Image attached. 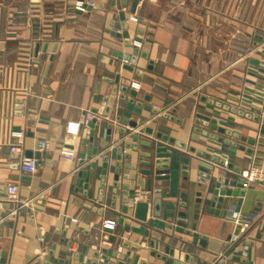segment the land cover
Segmentation results:
<instances>
[{
  "label": "crops",
  "instance_id": "obj_1",
  "mask_svg": "<svg viewBox=\"0 0 264 264\" xmlns=\"http://www.w3.org/2000/svg\"><path fill=\"white\" fill-rule=\"evenodd\" d=\"M122 1L100 0L86 14H74L65 0H0V261L5 258V264H109L118 258L103 260L101 249L108 248L111 254L122 243H128L138 248V252L131 253V258L140 256L138 264H168L149 255V242L154 239L156 251L164 254L166 247H173L174 260L181 263L187 255L193 258L191 264H264V200L238 236L234 235L236 224L228 219L226 209L212 215L210 207H202L200 218H193L196 194L206 192V187H198L200 167L209 170L208 181L212 176L223 175L242 182L240 172L249 168L253 156L261 151L262 144L256 140L259 122L202 98L260 116L261 111L253 106L261 108L256 100L263 98L257 91H263L260 85H264V77L258 75L264 66V0H138L134 13L131 9L135 0H128L125 7ZM120 12L126 14L130 44L117 36L121 32ZM136 37L142 39L139 47L134 42ZM136 49V62H127L125 57L132 56ZM124 65L133 66L134 70H126ZM117 78L119 91L110 116L106 117L104 112ZM133 82L139 83L140 88L134 89ZM123 87L136 91L137 96L129 91L123 93ZM213 116L229 118L235 128L213 122ZM117 117L135 122L137 127L124 126L116 122ZM93 118L98 122L89 157V123ZM198 119L239 134L240 139H235L215 133L238 147L195 133L197 128L207 130L197 123ZM244 120L258 126L243 127L240 122ZM109 123L113 124V132L107 147L105 130ZM121 128L126 130L123 136ZM148 128L152 134L146 133ZM14 132L24 134L22 154L10 149L17 143L12 137ZM158 133L183 142L186 147L158 139ZM134 135L139 136V142L153 141L154 147L165 146L172 154L170 180H153L152 190L145 192L137 188L131 193L120 188L116 208L112 209L117 148L132 142ZM250 139L255 144H250ZM42 142L47 148L41 149ZM241 146L246 149L241 150ZM198 150L223 159L240 171L207 160L197 154ZM140 152L152 149L139 145L136 153L124 148V153L133 154V159H124L123 163L144 168L139 162L147 159L140 157ZM106 155L110 160L104 201L100 203ZM22 158L37 160L34 173L20 170ZM88 165L89 182L79 185L78 174ZM184 166L189 167L188 181L183 175ZM122 174L137 171L122 169ZM142 178L152 179L153 175ZM10 184H17L20 199L30 202L13 216L10 210L14 205L7 202ZM122 184L132 186L135 182L121 179ZM252 188L264 191V187ZM123 196L148 203L146 223L136 219L135 208L127 214L121 212ZM157 199L162 201L164 214L159 219L153 217V201ZM169 202L175 205L168 206ZM181 202L188 203V208L181 207ZM168 210H174L175 215L167 216ZM178 212L188 213L187 229L196 223L201 237L159 225L160 220H165L175 226L180 220ZM127 220L140 232L125 231ZM106 221L117 224L114 244L108 242L110 235L104 231ZM146 229L150 230V237H145ZM239 250L246 256L237 254Z\"/></svg>",
  "mask_w": 264,
  "mask_h": 264
},
{
  "label": "water",
  "instance_id": "obj_2",
  "mask_svg": "<svg viewBox=\"0 0 264 264\" xmlns=\"http://www.w3.org/2000/svg\"><path fill=\"white\" fill-rule=\"evenodd\" d=\"M128 4V0L122 1V6L125 7ZM138 4V0H135L131 9V12H135V8ZM119 19L121 20V32H117V36L124 38L126 44H130V35L128 32V26L126 21V14L124 12L119 13ZM135 43H141L142 39L139 37L134 38ZM138 56V49L135 50L134 54L132 56H126L125 60L127 62L135 63ZM143 57H147L146 54H142ZM264 64V62H262ZM124 69L133 71V66L130 65H124ZM112 82V80H110ZM260 87H264V85H260ZM123 93H127L129 90L127 87H123L120 89ZM249 90L253 91L249 88ZM119 91L118 87V78L115 80V86L113 87L111 94L108 99V105L105 109L104 116L108 117L110 116L112 106L115 102L116 95ZM132 96H137V92L134 90L129 91ZM259 95H263L261 91H257ZM126 96H121V99H125ZM204 101H207L211 105H215L219 108H223L226 111H229L233 114H237L241 117H245L247 119H252L255 122H260V117L258 116H252L249 113L244 112L243 110H239L236 106H230V105H224L219 101H215L214 99H207L206 97L202 98ZM234 102H238L239 100L236 98H231ZM134 100H131L133 102ZM258 103L261 104L260 100H256ZM245 106L252 107L250 103L243 102ZM258 111H261V108L259 106H253ZM145 110H153L154 113H159V110L152 109L151 107H145ZM164 117H169L168 114H164ZM171 120H175L173 117H170ZM98 120L97 118H93L91 122L89 123V127L91 128L90 131V152L89 157L92 156V146H93V140H94V133H95V127ZM116 122L122 123L124 126H130L132 128H136L137 124L135 122H130L128 120H122L120 117L116 118ZM177 122H180V120H177ZM198 124H202L207 130H202L201 128L195 129V133L201 134L205 137H208L212 140H217L220 143H224L228 146H233L234 148L238 147V144L235 142H231L229 139H225L222 136H217L215 133L225 134L227 136H233L235 139H240L239 134L233 133L231 130H226L222 127H219L217 124H213L210 121H202L201 119L197 120ZM211 130L212 132H209ZM113 132V124H107L106 130H105V140H106V146H110L111 137ZM126 133V130L124 128L120 129V135L123 136ZM146 133L152 134L153 130L151 128H148L146 130ZM158 139H162L164 141H168L172 144H176L177 146H180L182 148L186 147V144L183 142L176 141L174 138L169 137L167 135H162L161 133L157 134ZM250 144H255V140L250 139ZM139 145L147 148L152 149V152H140L139 156L142 158H145L147 160H142L139 162V165L144 168H138V164H124V159H133V154L124 153V148H129L133 152L139 151ZM246 149L244 146H241V150ZM192 151L194 152L195 149L192 148ZM251 152L252 150H248ZM197 154L204 156L207 160H211L214 163L220 164L221 166H226L228 169H234L236 171H240V168L234 167L232 164H227L225 160L220 159L216 156H212L208 153L203 152L202 150H198ZM172 154L167 152V148L165 146L161 147H154L153 141H141L139 142V136L134 135L132 136V142H128L125 144H121L117 148V155H116V162H115V174H114V182H113V189H112V203L111 208H116V201L118 198L119 190L128 191L131 193H134L137 188H140L142 192L145 191H151L152 190V183L154 181H169L170 180V162H171ZM103 170H102V178H101V191H100V197L99 202L102 203L104 201V191L106 187V178L108 173V162L110 160V156L106 155L103 158ZM91 169V166L88 165L86 167V170L79 172V185H82L84 182L88 184L90 175L89 171ZM122 169L128 170V171H137V174H122ZM189 167L184 166L183 168V175L185 177V180H189ZM199 184L198 187L200 189H204L206 187V192L203 193L202 191L197 192L196 199H195V211H194V219L198 220L200 218V214L203 209L209 208V213L212 215H219L221 210L226 209L229 213L228 219L231 222H234L236 224L234 235L238 236L240 234L241 228L243 224H247L249 220H251V215L253 213H256L260 210L263 200H264V191L263 190H257L253 188H246L245 185L242 182H237V180L232 179L230 177H225L223 175H219L216 178L212 176L210 181H208L209 178V170L205 167L199 168ZM151 179H143L142 176H152ZM214 175V173H213ZM124 181H134L135 185H128V184H122L120 185V180ZM88 185H85V188H87ZM162 190H154V193H160ZM211 195V197H210ZM182 196L188 197L187 193H183ZM122 202L124 206L121 209V212L123 214H127L130 208H135V217L136 219L146 223L147 220V211H148V203L146 202H136L134 197L130 196H123ZM174 202H169L168 206H174ZM180 206L183 208H188V203L181 202ZM163 211H162V201L157 199L153 201V217L155 218H161L163 217ZM167 216H174L175 211L174 210H168L166 212ZM177 216L180 218L175 223V226L172 222H166L165 220H160L159 225L166 227V228H175V231L184 234L187 236H194V237H201L200 234L196 232L197 224L194 223L192 225L191 229H187V223L185 222L188 218L187 212H178ZM120 217L116 219V222H119ZM125 231H132L134 233H139L140 229L138 227H131V221L127 220L126 226L124 228ZM104 231L108 233L110 236L108 238V242L114 244L117 241V236L113 234V230L110 228H104ZM145 237H150V230L146 229L144 232ZM70 242L68 244V247H71ZM149 247L151 248V251L149 252V255L156 258L157 260L164 261L168 264H191L193 263V258H190L189 256H185L184 263L179 262L178 260H174V256L176 253V249L173 247H166L164 254L158 252L155 250L156 248V240L151 239L149 242ZM124 249H128L125 254H123ZM246 249V248H245ZM67 248L64 249L66 251ZM102 256L101 258L105 261H109L111 258H118V261L116 263H109V264H138V261L140 259L139 255H135L133 258H131L132 252H138V248L136 246H131L128 243H122L117 249L113 250L110 254V251L108 248H102L101 249ZM237 254L246 256V252H242L239 250ZM99 253H96L95 256L98 257ZM78 259V257H76ZM237 261H240L238 257L234 258ZM68 260V258L66 259ZM61 263L64 262V260H60ZM242 263H244V260H242ZM0 264H5V258H2L0 261ZM88 264H98L96 262H88ZM147 264V263H142ZM224 264V261L221 263Z\"/></svg>",
  "mask_w": 264,
  "mask_h": 264
},
{
  "label": "built area",
  "instance_id": "obj_3",
  "mask_svg": "<svg viewBox=\"0 0 264 264\" xmlns=\"http://www.w3.org/2000/svg\"><path fill=\"white\" fill-rule=\"evenodd\" d=\"M69 9L74 14H86L90 9L96 8L100 0H65ZM132 21H137L135 18H131ZM137 47L140 46V43H135ZM264 72V69H262ZM132 87L134 89H139L140 84L133 82ZM262 97L264 98V87ZM261 114H260V125L257 131L256 140L259 142L263 139V144L261 146V151L259 154H256L252 158L251 166L247 169H244L240 172L242 183L246 188H252V186L264 187V135L262 136V130L264 128V100H261ZM12 137L17 140V143L11 146V151L16 154H22L21 140L24 137L22 132L12 133ZM41 149L47 148L45 142L40 143ZM37 169V160L35 158H22L20 161V170L24 173H34ZM7 202L14 205V208L10 210V215H16L22 208L30 205V202H25L20 199L19 196V187L17 184H10L7 188ZM117 224L114 221H106L103 224V228H110L114 230ZM243 228V227H242ZM241 228V230H242Z\"/></svg>",
  "mask_w": 264,
  "mask_h": 264
},
{
  "label": "rangeland",
  "instance_id": "obj_4",
  "mask_svg": "<svg viewBox=\"0 0 264 264\" xmlns=\"http://www.w3.org/2000/svg\"><path fill=\"white\" fill-rule=\"evenodd\" d=\"M229 39H231V38H229ZM262 51H263V49H262ZM261 51V52H262ZM236 55V54H235ZM263 65V64H262ZM263 69H264V66H261ZM260 71L261 72H263L262 71V69H260ZM261 72H258V75H261V76H263L264 77V73H261ZM255 82H260V80L259 79H256V80H254ZM262 100H264V98H262ZM211 120L213 121V122H215V123H217V124H220V125H222V126H226V127H232V128H235L234 126H232L233 124L235 125V123L234 122H231L230 121V119L229 118H225V117H221V116H213L212 118H211ZM241 120V119H240ZM241 124H242V126L243 127H247V128H253V129H255L258 125H256V124H254V123H251V122H248V121H241L240 122ZM242 127V128H243ZM259 127V126H258ZM241 129V128H240ZM242 130V129H241ZM264 135V128H263V130H262V136ZM258 144H263V139H261L259 142H258Z\"/></svg>",
  "mask_w": 264,
  "mask_h": 264
}]
</instances>
